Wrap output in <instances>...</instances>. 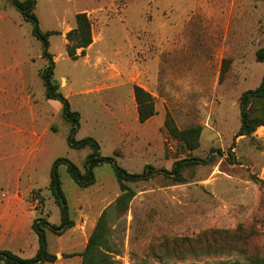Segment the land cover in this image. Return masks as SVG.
I'll list each match as a JSON object with an SVG mask.
<instances>
[{"label":"rangeland","instance_id":"374dc122","mask_svg":"<svg viewBox=\"0 0 264 264\" xmlns=\"http://www.w3.org/2000/svg\"><path fill=\"white\" fill-rule=\"evenodd\" d=\"M33 11L41 31H58L48 36V51L59 91L78 113L75 140L94 138L101 155L134 173L146 165L170 170L180 159L212 158L185 167L180 182L162 174L126 182L134 191L126 209L110 210L115 264L264 257V126L235 136L239 96L257 87L264 73L255 55L264 46V0H35ZM80 11L91 22L92 42L72 59L65 33ZM32 28L9 0H0V250L21 258L40 246L34 219L60 221L47 187L54 160L67 159L84 172L92 151L68 145L71 123L61 104L44 96L39 70L47 60ZM134 84L154 99L156 113L144 122ZM250 108L264 115V99ZM167 114L179 128L201 126L197 148L167 133ZM93 172L95 181L81 187L65 163L58 165L73 225L61 233L44 229L45 249L57 259L40 264H80L97 218L121 193L110 164ZM210 230L224 252L183 260L151 254V246Z\"/></svg>","mask_w":264,"mask_h":264},{"label":"trees","instance_id":"16d2710c","mask_svg":"<svg viewBox=\"0 0 264 264\" xmlns=\"http://www.w3.org/2000/svg\"><path fill=\"white\" fill-rule=\"evenodd\" d=\"M16 10L24 17L25 20L33 24L32 33L42 42V56L47 60V65L39 70V76L45 87L44 96L46 99L57 100L61 104L62 115L71 123V128L67 135V143L71 147H82L89 145L92 151L84 161V172H81L76 164L64 159L56 158L50 169L48 189L54 197V201L59 206L60 221L58 224L49 223L47 219L39 217L33 220L32 229L38 235L40 246L35 254L29 258H21L8 249L0 250V260L7 264H40L42 262H55L57 256L45 249V231L47 228L53 232L61 233L73 225V220L69 217L67 200L61 187V181L58 173V165L66 164V170L71 179L79 186L86 187L95 181L93 169L102 163H108L113 169L116 180L120 185L121 193L115 201L104 209L97 218L83 250L80 252V264H115V254L118 247L112 241V229L110 225V210L124 211L128 201L134 194L133 189L126 182H136L148 179L155 174H162L171 177L174 181L184 180L182 171L185 167L195 166L209 162L211 156L191 157L177 160L170 170L166 168H155L146 165L142 172H128L118 165L113 156H103L99 153V144L92 137H85L81 140L74 139V133L78 128V113L70 108L67 97L59 91V83L53 78L54 60L52 54L48 51V36L52 33H58L56 30L41 31L38 27V20L33 11L35 0H9ZM66 45L65 50L72 59L85 53V48L92 42L91 22L85 12L75 13V26L65 33ZM77 48L79 52L77 53ZM256 59L264 61V46L256 51ZM133 96L136 104L137 117L140 122H144L156 113L153 96L138 84L133 85ZM264 99V73L260 84L253 88L247 89L239 96V114L240 125L235 133L239 135H251L257 126H264V115L260 112H254L250 108L251 101ZM164 127L167 133L174 139L178 140L181 145L187 149H195L199 146V137L201 126L190 125L179 128L174 123L169 114L164 119ZM255 179L256 176H254ZM262 182V180H259ZM37 194V190H33ZM222 231V230H221ZM215 230H210L197 234L195 237H177L171 241V245L163 247L151 246L152 255L161 257L174 258L183 260L187 257L200 258L201 256H211L224 252L221 245L214 237ZM156 248H158L156 250ZM161 251V254H160ZM66 254V255H73ZM158 255V256H159ZM231 264H264V257H249L245 262L238 259L232 260Z\"/></svg>","mask_w":264,"mask_h":264},{"label":"crops","instance_id":"0c3cea01","mask_svg":"<svg viewBox=\"0 0 264 264\" xmlns=\"http://www.w3.org/2000/svg\"><path fill=\"white\" fill-rule=\"evenodd\" d=\"M52 100H54V99H52Z\"/></svg>","mask_w":264,"mask_h":264}]
</instances>
